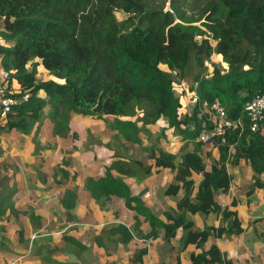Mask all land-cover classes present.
Segmentation results:
<instances>
[{
  "label": "trees",
  "instance_id": "obj_1",
  "mask_svg": "<svg viewBox=\"0 0 264 264\" xmlns=\"http://www.w3.org/2000/svg\"><path fill=\"white\" fill-rule=\"evenodd\" d=\"M116 10L132 15L126 29ZM213 54L226 67L213 65L207 78L202 73ZM192 61L203 69L194 79L191 108L183 113L171 73L183 75ZM0 67L19 85L15 96L28 93L0 117V133H26L48 106L54 129L64 135L70 113L112 116L126 143L140 142V132L165 122L181 142L177 149L152 147L144 159L126 160L124 167L114 159L99 177L86 178V188L97 201L114 194L125 197L126 206L150 224V237L162 229V238L169 241L182 228L183 249L193 245L200 250L189 253L192 264H234L216 244L204 246L211 237L243 231L236 200L223 206L216 198L228 192V165H248L249 194L264 189V120L251 132L244 114L245 103L256 93L264 94V0H210L200 18L186 17L178 7L147 10L139 0H0ZM38 68L52 78L38 80ZM216 100L228 118L245 122L242 129H228L223 143L217 138L215 144H207L200 135L213 127ZM63 108L65 116L60 113ZM208 145L218 155L206 169ZM163 169L174 175L163 193L177 198L178 213L164 211L160 219L131 193L123 177ZM61 174L68 176L65 170ZM197 212L220 216L221 222L197 228L186 216ZM146 251L137 250L132 260L141 262ZM167 264H181L180 256Z\"/></svg>",
  "mask_w": 264,
  "mask_h": 264
},
{
  "label": "crops",
  "instance_id": "obj_2",
  "mask_svg": "<svg viewBox=\"0 0 264 264\" xmlns=\"http://www.w3.org/2000/svg\"><path fill=\"white\" fill-rule=\"evenodd\" d=\"M48 110L49 106L44 108L26 133L16 129L0 133V264H167L176 256L181 264H192L189 253L200 250L193 245L183 249L182 228L169 241L162 238V229L150 237V224L126 206L125 197L114 194L97 201L86 188L88 176L99 177L103 167L118 158L114 154L118 139L126 146L124 136L106 121L113 117L70 113L69 132L64 135L54 129ZM167 146L180 145L173 141L157 147ZM205 152H210L205 161L209 169L218 153L210 145ZM227 168L228 192L217 193L216 198L223 206L236 200L243 231L211 237L204 248L216 244L234 264H264V189L248 193L251 178L245 162ZM62 170L68 176L63 177ZM112 173L117 175L115 170ZM173 176L163 169L123 180L162 219L164 211L178 213L177 198L163 193ZM195 180L197 184L200 176ZM186 216L197 228L221 222L214 214ZM141 248L147 251L141 262H134Z\"/></svg>",
  "mask_w": 264,
  "mask_h": 264
},
{
  "label": "rangeland",
  "instance_id": "obj_3",
  "mask_svg": "<svg viewBox=\"0 0 264 264\" xmlns=\"http://www.w3.org/2000/svg\"><path fill=\"white\" fill-rule=\"evenodd\" d=\"M147 10H175V7H178L180 11H182L186 17L200 18L202 8L208 3L210 0H139ZM115 15L119 24L123 29H126L129 26V18L132 16L130 14L124 13L123 11L116 10ZM206 66H204V71L202 75H205L207 78L210 77L213 69V65L224 69L226 64L222 61L219 55L213 54L211 58L206 61ZM1 68V67H0ZM163 69L166 70V67L163 65ZM203 68L198 67L192 61L188 67L184 70L183 75H179L178 71H174L171 73L172 78L174 80V88L176 94L180 96L182 111L186 113L191 108L192 101L194 100L195 92L192 90L195 87V76L198 73H201ZM38 80H47L52 78L44 69L38 68V74L36 75ZM58 104H55L57 106ZM51 109V107L49 108ZM60 113L65 116L66 111L60 109ZM48 115V113H47ZM138 125H141V118L137 117L134 119ZM111 126H113V130L118 131V125L114 122L111 117H108L106 120ZM163 121L158 122L157 124L150 126L147 132H142V139L140 142L135 143H124L122 144L121 140L118 139L116 142L118 149L114 151L115 158L119 161V165L124 167V162L127 160L128 163H131L134 159L140 158L144 159L146 153L152 149V147L157 148V146H164L167 143L175 142L177 146L180 145V140L176 139V134L173 132L171 128L167 127V124ZM119 132V131H118ZM124 139V138H123ZM149 139L151 140V144L149 145ZM125 142V139H124ZM210 156L207 158L209 159ZM205 158V161H207ZM178 161V157L176 159ZM208 164V163H207ZM133 167V166H129ZM144 175L143 173H141Z\"/></svg>",
  "mask_w": 264,
  "mask_h": 264
},
{
  "label": "built area",
  "instance_id": "obj_4",
  "mask_svg": "<svg viewBox=\"0 0 264 264\" xmlns=\"http://www.w3.org/2000/svg\"><path fill=\"white\" fill-rule=\"evenodd\" d=\"M19 85L11 77V73L7 69L0 68V117L4 118L11 112L13 106L17 105L20 101L28 98V93L20 97L15 96ZM214 112L212 113L213 127L205 129L201 135L200 140L207 144H215L218 138L220 142L225 141V134L228 129L239 127L242 129L245 120L238 117L235 120L228 118L225 108L215 101L213 103ZM244 114L246 115L247 128L251 132H256L260 128V123L264 120V94L256 93L244 105Z\"/></svg>",
  "mask_w": 264,
  "mask_h": 264
},
{
  "label": "clouds",
  "instance_id": "obj_5",
  "mask_svg": "<svg viewBox=\"0 0 264 264\" xmlns=\"http://www.w3.org/2000/svg\"><path fill=\"white\" fill-rule=\"evenodd\" d=\"M224 254V253H223ZM224 256H225V254H224ZM226 257V256H225Z\"/></svg>",
  "mask_w": 264,
  "mask_h": 264
}]
</instances>
